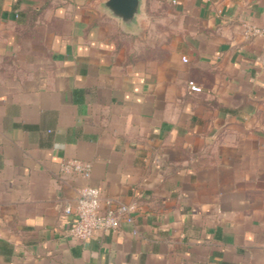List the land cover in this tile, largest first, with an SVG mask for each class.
<instances>
[{
  "label": "crops",
  "instance_id": "0c3cea01",
  "mask_svg": "<svg viewBox=\"0 0 264 264\" xmlns=\"http://www.w3.org/2000/svg\"><path fill=\"white\" fill-rule=\"evenodd\" d=\"M106 1L0 0V264H264V0ZM86 185L134 222L71 238Z\"/></svg>",
  "mask_w": 264,
  "mask_h": 264
},
{
  "label": "built area",
  "instance_id": "2783aa9c",
  "mask_svg": "<svg viewBox=\"0 0 264 264\" xmlns=\"http://www.w3.org/2000/svg\"><path fill=\"white\" fill-rule=\"evenodd\" d=\"M243 34L246 39L264 38V17L262 25L244 23ZM189 89L193 93L202 91L193 81L189 82ZM61 171L66 175L88 179L92 176L93 165L79 159H67L62 162ZM135 212L136 206L133 204H115L112 201L103 208L100 190L90 185L83 186L78 191L75 205L66 208V214L74 218L69 235L73 239L89 240L95 232L116 231L122 220L133 223Z\"/></svg>",
  "mask_w": 264,
  "mask_h": 264
},
{
  "label": "water",
  "instance_id": "95a60500",
  "mask_svg": "<svg viewBox=\"0 0 264 264\" xmlns=\"http://www.w3.org/2000/svg\"><path fill=\"white\" fill-rule=\"evenodd\" d=\"M143 0H107L103 8L115 19L127 28H133L138 24L143 14Z\"/></svg>",
  "mask_w": 264,
  "mask_h": 264
}]
</instances>
